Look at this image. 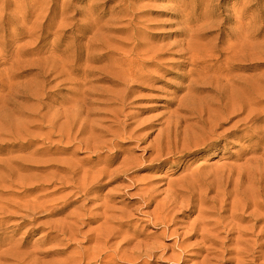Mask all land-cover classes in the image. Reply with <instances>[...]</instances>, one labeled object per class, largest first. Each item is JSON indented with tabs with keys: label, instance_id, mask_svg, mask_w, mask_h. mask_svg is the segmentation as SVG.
<instances>
[{
	"label": "bare ground",
	"instance_id": "6f19581e",
	"mask_svg": "<svg viewBox=\"0 0 264 264\" xmlns=\"http://www.w3.org/2000/svg\"><path fill=\"white\" fill-rule=\"evenodd\" d=\"M110 1L112 0H104L102 3L104 7L100 12V6L95 1L88 3L90 26H98L99 23L106 26L103 34L105 38L103 49L106 53L100 56L106 63L96 69L99 72V79L115 82L116 85L124 83L129 85L138 81L153 82L156 81L157 74L164 71L163 66L167 63L164 58L172 56L175 59L170 63L181 70L182 80L187 81L182 86L185 94L176 101V108L172 113L173 122L168 126V132L161 138L157 152L167 150L168 156L171 157L172 154L177 155L175 158H181L193 149L197 151L204 146L228 142L229 138L245 139L247 142L256 140L248 153L256 154L260 149L263 152L259 157L247 160V163L253 162L257 168L264 165V76L250 74L256 71L259 65L249 64L251 38L247 33V23L244 21L238 26L239 33L227 29L224 25L232 24L236 16L225 14L227 11L220 5L223 0H167L169 5L157 7L162 9L158 15L171 18L166 25L174 37L171 40L169 38L159 40L157 42L161 44H158L138 38L140 34L145 33L143 26H150L147 23L151 20L145 17L150 10L132 3L118 9L122 2L127 1L120 0L118 6L110 9L109 18L103 21L108 9L107 3ZM57 7V2L51 1L48 14ZM60 8L62 9L60 16H63L67 8L64 1ZM247 12L248 7L244 5L238 19L244 20ZM30 15L25 13L20 17L27 19ZM14 19L16 21L19 18ZM43 19L46 21L47 17L44 16ZM14 31L21 32L20 36L29 39L17 48V52L23 55L30 54L33 58L30 63L17 69L32 68L36 72L33 76L35 86L39 85L36 90L39 94L37 96L29 95L25 91L20 92L22 99H33L38 103L36 114H30V111L22 113L29 118L39 115V121L21 124V133L30 137L32 134L28 131L30 128L43 127L41 122L44 116H40V110L48 106L44 101L50 100L53 89L50 87L52 74L58 70L49 64L53 57L49 51L44 52V48L39 47L44 40L42 28L35 26L34 29L27 30L17 27ZM93 72L94 69L90 68L84 70L83 74L90 75ZM16 76L18 75L15 74ZM116 105L124 111L126 98H117ZM2 119L6 126L14 125L8 114L2 116ZM114 119V124H118L116 116ZM188 122L190 123L187 124ZM48 128L49 138L42 140V146L27 152L26 157L6 159L0 166L8 173L4 175L2 183L8 184V188L11 189L0 192V196L9 197L0 199V264H149L150 259L155 258L158 251L153 248L155 246L140 248V242H136L132 248L129 247L136 239H128L125 236V213L116 206L118 203L111 194L118 188L103 196L92 195L93 192L97 194L102 188L105 179L120 180L123 174L121 165L111 171L107 170L111 163L110 156L105 159L99 158L100 153L97 150H102L110 144L109 140H104L107 132L101 130L103 136L96 135L90 139L95 143L92 147L87 145L86 148H92L94 151H87L89 156L77 159L76 154L69 153V150L76 146L79 152L82 151L84 141H77L74 137L82 134L83 130L79 129L74 135L69 133L66 139L62 136V139L55 143L50 139L57 137L55 134L57 125L53 121ZM90 129L95 130L93 126ZM39 141L41 140L30 138L8 143L3 141V144L12 151L24 152L27 148L37 146ZM59 153H69V158L52 157ZM42 154L50 157L44 160L35 159ZM11 163L15 165L14 169L9 167ZM101 165L103 167L98 168ZM230 166L229 169L224 168L215 180L211 179L205 196L201 195V203L207 201L209 193L215 192L217 196H224L220 207L223 210L228 206L226 193L231 185L234 187L233 191L244 194L249 192V185L254 184L252 190L254 191L256 186L258 193H254V197L259 199L255 206L261 207L264 203V196L261 194L264 189L259 186L261 180H249V184L242 189L244 176H241L239 170L236 172L235 165ZM34 170L43 174L35 176L31 183H26L25 177L17 175ZM15 172L17 174H13ZM234 173L238 174V178L232 184ZM255 173L262 175L261 172ZM198 181L194 179V184L191 182L188 189L193 190ZM16 188L21 191L14 190ZM69 188L71 191L66 192ZM180 194L184 193L179 192ZM96 201L100 203L88 206ZM251 207L252 205L245 203L242 205L241 217L238 218V214L232 213L230 218L239 220V223L246 221L252 217L251 213L244 216ZM96 210H100V213H94ZM216 210L215 202L208 213H215ZM65 212L66 214L62 215ZM57 216L61 217L55 219ZM257 221L256 219L255 222ZM91 224L98 225L90 227ZM160 224L163 235L174 237V249L178 248L177 257L178 260H182L185 250L192 245L184 244L178 229L170 231L176 224L173 216L167 215ZM212 224L210 231L220 230L217 236L223 234L224 238L215 240L202 229L200 234L202 247L198 248L201 252H205L206 244L220 243L226 248V244L234 242L231 238L234 234L242 236L243 230H246L234 224L224 225L222 222L208 219H204L200 226L206 228V225ZM35 230H42L43 233L39 241L29 246ZM259 232V236L262 237L264 228ZM196 235L197 230H194L192 236ZM224 252L229 253L228 250ZM221 261L229 262L224 256ZM239 264L249 262L243 261Z\"/></svg>",
	"mask_w": 264,
	"mask_h": 264
},
{
	"label": "rangeland",
	"instance_id": "374dc122",
	"mask_svg": "<svg viewBox=\"0 0 264 264\" xmlns=\"http://www.w3.org/2000/svg\"><path fill=\"white\" fill-rule=\"evenodd\" d=\"M51 1L53 0H0V166L6 159L26 157L27 152L42 146V140L49 138L50 128L48 127L53 121L57 125L55 130L57 137H50V141L55 143L61 140L62 136L66 139L69 133L74 135L79 129L83 130L82 134L72 136V139L74 137L77 141H84L82 151L79 152L76 146L69 150V153L76 154L77 159L89 156L87 151H94V149L86 148V146L92 147L95 143L90 139L95 138L96 135L103 136L100 131H106L104 140H109L110 144L102 150H97L100 153L99 158L105 159L110 156L111 163L107 170L111 171L121 165L123 174L120 180L105 179L102 188L97 194L93 192L92 195L103 196L114 188H118L111 194L118 203L116 206L123 209L125 213V236L128 239H136L129 247L132 248L136 242H140V248L155 246L153 248L158 251L155 258L150 259L149 264H239L243 261H248L249 264H264V235L259 236V230L264 228V203L261 207L255 206L259 199L254 197V193L258 194L256 186L254 191L252 190L254 184H250L249 192L244 194L233 191L234 187L231 185L226 193L228 206L223 210L220 207L224 196H217L215 192L207 195L205 203L200 201L201 195L205 196L204 193L211 179L215 180L216 176L224 168L229 169L230 165H235L236 172L239 170L242 173L241 176H244L242 189L252 179L261 180L262 183L259 186L264 189V165L257 168L255 163H247V160L259 157L263 152L260 149L256 154L248 153L256 140L247 142L245 139L229 138L228 142L204 146L197 151L193 149L181 158H175L177 155L172 154L171 157L168 156L167 150L157 152L161 138L168 132V126L173 122L172 113L176 108V101L185 94L182 86L187 81L182 80L181 70L170 63L175 58L172 56L164 58L167 61L163 66L164 71L159 72L156 81L153 82L138 81L129 85L126 83L116 85L115 82L100 80L96 69L106 63L104 58L100 57L106 53L103 49L105 43L103 34L106 26H101L100 23L98 26H90L88 3L95 1L100 6V12L103 10L104 0H54L58 7L48 14ZM63 1L67 8L63 16H60L62 11L60 5ZM119 3L120 0L107 3L108 9L103 21L109 18L110 9L118 6ZM127 3L145 6L150 10L145 16L151 20L147 23L150 26H143L145 33L140 34L139 39L161 44L157 41L168 38L171 40L174 37L173 33H170L169 26L166 25L171 18L158 15L162 9L157 7L169 5L167 0H127L122 2L118 9H123ZM220 5L224 11H227L226 15L236 16L232 22L235 25L231 23L224 25L227 29L239 33L238 26H241L240 24L244 21L247 23V33L251 38L248 52L249 64L259 65L257 70L250 74L264 76V0H223ZM244 5L248 7L246 18L238 19ZM25 13L31 15L27 19L21 18L20 16ZM44 16L47 17L46 21L43 19ZM7 17L9 20L6 19ZM15 17L19 19L15 21ZM35 26L43 29L42 37L45 41L43 40L39 47H43L44 52L49 51V54L53 56L49 64L58 71L52 74L50 87L53 89L50 100L44 101L48 103V106L40 110V116H44L41 122L43 127L42 129L30 128L28 131L32 134L28 137L21 133V124L40 119L39 115L30 119L22 113L30 111V114H36L38 103L33 99H22L20 92L25 91L29 95L37 96L39 94L36 90L39 85L35 86L33 76L36 72L32 68L17 69L19 66L30 63L33 58L30 54L23 55L17 52V48L29 39L20 36L21 32L14 30L17 27L31 30ZM107 44L111 45L109 42ZM90 68L94 69L92 74H83L84 70ZM15 74L18 76L15 77ZM123 97L126 98V108L121 111L116 103L117 98ZM6 114L14 122L13 126H6V123H3L2 116ZM114 116L117 117L118 124H114ZM92 126L95 128L94 131L90 129ZM30 138L41 141L37 146L27 148L24 152L12 151L10 147L3 144V141L8 143ZM69 153H59L52 157L69 158ZM49 157L42 154L35 159L44 160ZM9 167L14 169L15 165L11 163ZM83 167L87 168L86 165ZM102 167L103 165L98 168ZM255 172H261L262 175L259 176ZM6 174H8L7 171L0 167V192L11 190L8 184L2 183ZM42 174L34 170L17 175L25 177L26 183H31L35 176L39 177ZM237 178L238 174L234 173L232 184ZM194 179H198V183L194 185L193 190L188 189L191 182L194 184ZM14 190L21 191L18 188ZM68 191L71 189L66 190ZM179 192L184 194L179 195ZM261 194L264 196V190ZM7 198L9 197L0 196L1 200ZM215 202L217 210L215 213H208ZM99 203L96 201L88 206ZM245 203H249L252 207L245 212L244 216L251 213L252 217L241 223L239 220L230 218L232 213L238 214V218L241 217L242 205ZM146 204L148 206H145ZM94 213H100V210ZM64 214L66 212L62 215ZM167 215L173 216L176 222L175 228H171L170 231L178 229L184 244L192 245L185 250L182 260H178V248L174 249V237L162 234L160 222ZM59 217L61 216L55 219ZM204 219L222 222L224 225L234 224L246 230H243L242 236L234 234L231 237L234 242L226 244V248L220 243L206 244L205 252H201L198 248L202 247L200 243L202 229L215 240L224 238L223 234L217 236L220 230L210 231L213 224L206 225V228L201 227ZM256 219L257 222H255ZM97 225L91 224L90 227ZM194 230H197L196 236H192ZM42 233V230H35L29 246L39 241ZM261 244L262 248H260ZM225 250L229 253L226 254ZM212 253L221 255L216 256ZM223 256L229 261L228 263H222Z\"/></svg>",
	"mask_w": 264,
	"mask_h": 264
}]
</instances>
